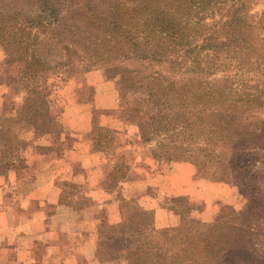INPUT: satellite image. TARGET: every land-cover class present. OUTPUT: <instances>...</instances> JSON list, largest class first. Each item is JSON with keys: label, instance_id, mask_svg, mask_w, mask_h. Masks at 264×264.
Segmentation results:
<instances>
[{"label": "trees", "instance_id": "16d2710c", "mask_svg": "<svg viewBox=\"0 0 264 264\" xmlns=\"http://www.w3.org/2000/svg\"><path fill=\"white\" fill-rule=\"evenodd\" d=\"M262 3L0 0L5 52L0 89L4 66H18V78L5 73L25 86L29 102L23 115L31 124L23 126L33 136L28 140L15 133L21 149L55 133L33 116L56 82L79 79L72 94L78 98L88 90L81 80L86 73L107 68L111 61H152L157 66L153 72L134 71L131 93L144 107L124 109L138 135L125 137L116 127H98L99 113L93 111L86 136L123 178L133 167L129 160L136 158L158 161L160 169L189 162L196 179L238 182L246 198L242 211L220 202L203 236L195 205L173 200L168 208L176 224L158 228L154 210L122 197L121 221L105 223L100 230L101 264H257L255 255L264 253ZM57 143L50 148L60 152Z\"/></svg>", "mask_w": 264, "mask_h": 264}, {"label": "crops", "instance_id": "0c3cea01", "mask_svg": "<svg viewBox=\"0 0 264 264\" xmlns=\"http://www.w3.org/2000/svg\"><path fill=\"white\" fill-rule=\"evenodd\" d=\"M103 119L108 118L101 117L104 125L113 126ZM91 121L92 115L87 126L29 142L19 155L9 148L0 126V264H101L100 230L105 223L121 221L122 197L136 198L154 210L158 228L176 224L170 209L150 195V189L205 200L210 208V185L204 191L188 162H172L162 170L158 161L136 158L130 161L128 176L116 173L113 185L111 171L118 172L114 162L95 151L86 136ZM24 131L16 133L30 140L33 135ZM122 134L138 135V128ZM57 141L60 152L50 148Z\"/></svg>", "mask_w": 264, "mask_h": 264}, {"label": "rangeland", "instance_id": "374dc122", "mask_svg": "<svg viewBox=\"0 0 264 264\" xmlns=\"http://www.w3.org/2000/svg\"><path fill=\"white\" fill-rule=\"evenodd\" d=\"M258 8H264V0ZM4 57L5 52L0 45V62ZM156 68L157 66L152 61H111L107 68L96 69L83 75L81 80L85 81L88 90L83 96H79L78 98L73 97L72 94L75 91L76 85L78 86L80 83L79 79L72 78L67 81H58L55 85H51L53 93L48 98L49 100L43 104L39 102L36 104V109L40 113L34 112L33 117H36L35 119L40 123L41 127L48 125L52 131L58 132V135L67 130H76L90 124L91 113L93 111L99 113L96 122L98 127L106 126L101 121V117L106 116L108 121L103 119L104 123L113 125L107 127H116L122 133L125 130L131 131L132 129H137L128 113L124 112V109L127 108L144 107V104L138 101L137 97L131 93L136 79L134 71L136 69L142 73H150ZM2 72L1 82L3 87L0 89V96H2L1 98L4 103L0 99V126L2 127L1 130L4 131L5 138L8 140L9 148L19 155L22 149L19 147L21 144H18L15 133L20 132V130L22 131L24 123L31 124V121L27 120L29 116L23 115V107L29 103L25 99V97H28L27 89L21 82H14L13 79L7 78L8 76L5 73L8 72L12 77L18 78L21 73L18 66L16 69L11 65L4 66ZM106 72L110 76L107 77L105 75ZM50 80L52 81V78ZM55 99H57V102L54 104ZM101 101H103V104L100 103ZM105 102L107 105L103 106ZM95 151L97 150L95 149ZM9 153L12 152L9 151L4 156L8 157ZM170 164L162 166L161 169H167ZM192 167L195 172L193 165ZM111 172L112 180H110L114 185V181L117 179L116 175L119 173L113 170ZM200 180L202 181L201 185L204 191L207 188V184L210 185L207 201L211 205L210 208H207L205 200H193L183 196H168L163 194L162 191L153 189L149 190V194L154 195L159 199V203L166 207L171 206L173 200H183L195 205L197 208L196 213L198 215L200 212L198 217L202 221L199 233L204 236L208 232V224L213 220L220 202L242 211L247 201L240 193L238 182H219L218 184L211 185L207 180ZM219 195L221 197L216 198ZM100 246V248H103L104 244L101 243ZM261 253V251H258L255 255V263L257 264H264V253L260 255L262 257H258Z\"/></svg>", "mask_w": 264, "mask_h": 264}]
</instances>
